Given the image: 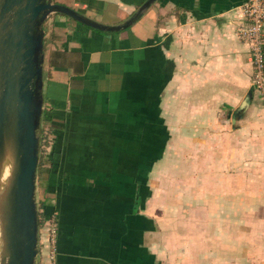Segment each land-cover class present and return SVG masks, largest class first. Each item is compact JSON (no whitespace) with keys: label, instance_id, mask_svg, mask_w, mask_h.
<instances>
[{"label":"crops","instance_id":"crops-1","mask_svg":"<svg viewBox=\"0 0 264 264\" xmlns=\"http://www.w3.org/2000/svg\"><path fill=\"white\" fill-rule=\"evenodd\" d=\"M52 1L117 26L146 0ZM245 1L155 0L111 31L46 18L36 264H264Z\"/></svg>","mask_w":264,"mask_h":264},{"label":"water","instance_id":"water-1","mask_svg":"<svg viewBox=\"0 0 264 264\" xmlns=\"http://www.w3.org/2000/svg\"><path fill=\"white\" fill-rule=\"evenodd\" d=\"M155 0L124 23L106 26L52 0H0V162L10 146L12 169L0 196V264H36L43 94V24L53 13L100 30L127 28Z\"/></svg>","mask_w":264,"mask_h":264},{"label":"built area","instance_id":"built-area-1","mask_svg":"<svg viewBox=\"0 0 264 264\" xmlns=\"http://www.w3.org/2000/svg\"><path fill=\"white\" fill-rule=\"evenodd\" d=\"M264 3L262 0H247L241 10L248 22L238 23L236 33L248 45L250 59L254 69V86L264 97ZM50 240L54 239L55 224H48ZM50 241V242H51Z\"/></svg>","mask_w":264,"mask_h":264},{"label":"bare ground","instance_id":"bare-ground-1","mask_svg":"<svg viewBox=\"0 0 264 264\" xmlns=\"http://www.w3.org/2000/svg\"><path fill=\"white\" fill-rule=\"evenodd\" d=\"M11 162H12V156L10 152V146L7 145V149L3 154L0 162V196H2L5 185L8 182V179L11 174V169H12Z\"/></svg>","mask_w":264,"mask_h":264},{"label":"rangeland","instance_id":"rangeland-1","mask_svg":"<svg viewBox=\"0 0 264 264\" xmlns=\"http://www.w3.org/2000/svg\"><path fill=\"white\" fill-rule=\"evenodd\" d=\"M247 1V0H246ZM245 1V2H246ZM262 3H264V0H262ZM264 5V4H263ZM240 22H243V23H247L248 22V17L245 15V13L244 12H242V10H241V14H240V20H239ZM264 32V31H263ZM41 129H42V131H41V139H40V154L42 153V149L43 148H45L46 147V150H47V148H48V146L47 145H44V140L46 139V138H44V129H45V125H43L42 124V126H41ZM45 150V151H46ZM36 201H37V205H38V208L40 207V201H41V189H40V187H38V191H37V195H36Z\"/></svg>","mask_w":264,"mask_h":264},{"label":"trees","instance_id":"trees-1","mask_svg":"<svg viewBox=\"0 0 264 264\" xmlns=\"http://www.w3.org/2000/svg\"><path fill=\"white\" fill-rule=\"evenodd\" d=\"M50 134H49V131L47 129V127H45L44 129V138H46L44 140V145H47L49 146L50 145ZM46 147L42 149V153L40 154V159L41 157H44L45 153H46ZM44 219H45V214L43 212H39V223L42 225L43 222H44Z\"/></svg>","mask_w":264,"mask_h":264}]
</instances>
